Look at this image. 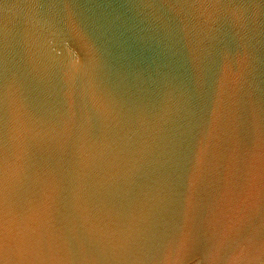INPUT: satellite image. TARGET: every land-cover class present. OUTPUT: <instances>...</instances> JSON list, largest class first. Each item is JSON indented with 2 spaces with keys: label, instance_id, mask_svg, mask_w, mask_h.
Returning <instances> with one entry per match:
<instances>
[{
  "label": "water",
  "instance_id": "water-1",
  "mask_svg": "<svg viewBox=\"0 0 264 264\" xmlns=\"http://www.w3.org/2000/svg\"><path fill=\"white\" fill-rule=\"evenodd\" d=\"M261 4L0 0V264H264Z\"/></svg>",
  "mask_w": 264,
  "mask_h": 264
},
{
  "label": "snow or ice",
  "instance_id": "snow-or-ice-1",
  "mask_svg": "<svg viewBox=\"0 0 264 264\" xmlns=\"http://www.w3.org/2000/svg\"><path fill=\"white\" fill-rule=\"evenodd\" d=\"M210 6H215L221 3V0H207ZM253 4H249L248 7H253ZM261 15H264V4H261ZM262 128H264V110H262ZM8 131L5 124V119L0 112V212L3 210V204L5 202L4 198V169L5 163L8 158L9 153V144H8ZM262 207H264V202H262ZM8 237L6 235V230L3 224V218L0 216V256H3L8 246ZM25 243H29V241H25Z\"/></svg>",
  "mask_w": 264,
  "mask_h": 264
}]
</instances>
